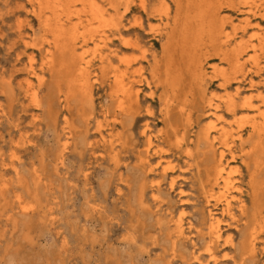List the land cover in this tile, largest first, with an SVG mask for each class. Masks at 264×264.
<instances>
[{
    "label": "bare ground",
    "instance_id": "6f19581e",
    "mask_svg": "<svg viewBox=\"0 0 264 264\" xmlns=\"http://www.w3.org/2000/svg\"><path fill=\"white\" fill-rule=\"evenodd\" d=\"M11 16L21 44L14 61L24 75L13 86L0 61V124L11 114L5 100L14 88L21 94V110L29 105L37 110L31 115L35 122L42 114V89L48 81L55 82L66 109L76 98L93 103V88L103 87L116 103V114L107 115L108 109L101 108L104 120L95 123L100 139L94 144L110 149L128 143L123 117L138 118L141 97L153 96L151 88L162 72L167 82L174 78L172 59L165 60L163 70L161 63L163 53L176 45L185 68L204 85L202 116L197 130L186 116L190 142L183 143L182 129L170 151L151 133L150 108L144 113L139 134L145 145L134 151L136 165L147 176L140 205L159 215V230L164 222L171 228L168 252L159 249L156 235L152 237L153 256L167 253L166 264H264V0H0V22ZM4 36L0 33V48ZM160 40L161 54L153 47ZM80 110L88 121L91 114L83 106ZM63 115L65 137L55 164L61 175L71 145ZM12 126L21 132L18 124ZM114 126L121 130L112 133ZM11 156L12 182L25 188L18 169L21 157ZM193 174L202 194L198 223L185 211L194 200L182 188ZM126 178L118 174L120 183ZM147 191L152 208L144 199ZM162 191L178 198L175 207L167 204ZM17 199L21 204L19 195ZM21 208L41 210L36 202ZM180 241L190 245V257L178 250Z\"/></svg>",
    "mask_w": 264,
    "mask_h": 264
},
{
    "label": "rangeland",
    "instance_id": "374dc122",
    "mask_svg": "<svg viewBox=\"0 0 264 264\" xmlns=\"http://www.w3.org/2000/svg\"><path fill=\"white\" fill-rule=\"evenodd\" d=\"M12 5L14 2H11ZM15 24L12 16L0 22V33L5 34L4 45L0 48V61L4 75L12 78L13 86L24 75L17 70L20 64L14 61L21 49ZM163 41L153 46L160 54ZM175 47L172 44L168 47L161 63L163 70L165 60L168 57L172 59L174 78L167 82L162 72L159 82L151 88L153 96L141 97L137 106L141 112L138 118L123 117L128 143H118L112 149L101 142L94 144L95 140L100 139L95 132V123L104 120L101 108L108 109L107 115L116 114V103L104 91L105 88H93V103H82L77 98V101L70 100L68 110L58 96L55 82L48 81L42 89V114L35 122L31 120V115L37 114V110L32 105L21 110V94L18 90L14 88L7 94L5 103L11 114L8 120L0 124V145H4L0 155V264H166L169 259L167 253L158 258L153 256L156 250L152 237L156 235L159 249L168 252L171 241L167 234L171 228L164 222L159 230V215L140 205L143 194L141 185L147 176L143 168L136 165L134 151L145 145L139 132L147 107L152 111L149 115L152 135L159 137L160 146L170 151L175 147L177 137H181L182 129L186 131L183 143L190 142L192 133L190 130L188 132L186 116L190 117L194 130L201 123L200 95L204 85L200 86L193 79L184 66L180 51ZM5 88L8 89L7 86ZM191 104L199 107L192 108ZM81 105L85 112L91 114L88 121L82 115ZM180 106H183V112ZM63 114L68 118L70 133L67 137H70L71 145L61 169L65 173L61 175L56 171L55 164L61 140L65 137ZM14 124L19 125L21 132L15 130ZM118 129L121 130L114 126L111 132L115 133ZM12 153L21 157L18 169L26 181L25 188L12 182ZM106 153L110 157L104 155ZM113 154L115 158H112ZM152 161L155 162L156 158ZM124 163L127 165L123 166ZM115 164H120L118 171L114 169ZM119 173L127 177L126 183L118 181ZM182 188L194 200L185 207V211L192 213V222L198 223L201 217L198 211L202 205L198 177L190 175ZM17 195L22 200L21 204L36 202L40 204L41 210H23ZM161 195L168 205H177L178 198L174 194L162 191ZM144 199L152 208L149 191L144 194ZM261 200L264 201V194ZM177 247L182 254L190 257L188 243L180 241Z\"/></svg>",
    "mask_w": 264,
    "mask_h": 264
}]
</instances>
